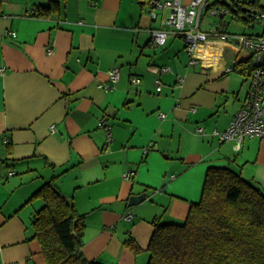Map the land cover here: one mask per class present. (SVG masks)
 Segmentation results:
<instances>
[{
  "label": "crops",
  "instance_id": "crops-1",
  "mask_svg": "<svg viewBox=\"0 0 264 264\" xmlns=\"http://www.w3.org/2000/svg\"><path fill=\"white\" fill-rule=\"evenodd\" d=\"M152 2L0 0V264H46L32 227L43 202L30 198L47 182L85 215L83 255L105 264H133L127 233L147 251L156 219L184 221L210 168L229 167L264 188V138L236 149L213 135L249 88L245 64L224 69L250 58L211 42L201 51L215 53L212 67L191 66L173 32L152 46L150 29L165 28L166 15L155 10L153 19ZM115 67L118 80L105 92Z\"/></svg>",
  "mask_w": 264,
  "mask_h": 264
},
{
  "label": "trees",
  "instance_id": "trees-1",
  "mask_svg": "<svg viewBox=\"0 0 264 264\" xmlns=\"http://www.w3.org/2000/svg\"><path fill=\"white\" fill-rule=\"evenodd\" d=\"M233 5L251 12L248 3ZM244 64L250 74V59L233 70ZM33 198L43 202L32 227L46 264H99L82 253L85 215L73 201L51 182ZM124 244L139 250L131 237ZM147 251V264H264V188L229 167L208 169L200 199L191 204L186 219L154 223Z\"/></svg>",
  "mask_w": 264,
  "mask_h": 264
},
{
  "label": "built area",
  "instance_id": "built-area-1",
  "mask_svg": "<svg viewBox=\"0 0 264 264\" xmlns=\"http://www.w3.org/2000/svg\"><path fill=\"white\" fill-rule=\"evenodd\" d=\"M155 10H165V16L160 21L165 28L150 29L152 46H162L165 44L168 33L173 32L180 37L184 43L189 55V64L191 66H200L202 68H211L215 53L201 51V46L211 42L224 43L238 52H244L246 56L252 59V70L250 73V83L247 94L239 107L232 116L227 128L219 132L214 130L213 135L218 136L222 141L233 142L236 149H239L246 139L264 138V11L251 12V20L262 27L261 34H230L222 31L221 23H216L207 30L200 29L201 18L204 12L212 17L223 18L228 10L223 7L214 8L209 0H189L183 4L182 0H153L150 16L155 19L157 13ZM5 34L15 37L12 31H6ZM222 52L223 49L216 50ZM51 53V49H47ZM236 64V59L227 65L224 72H231ZM153 73L160 74L170 71L169 67H151ZM2 69L0 70V72ZM119 77V69L113 68L109 72L111 84L101 85L105 92L113 89ZM134 84L139 83L138 78H132ZM161 90V82L156 81V91ZM160 118L166 115L161 113ZM99 126L103 121L98 122ZM53 129V126L51 127ZM197 129L196 132H200ZM107 142H111V133L107 132ZM131 172L124 174V178L130 179ZM130 213L124 216L125 221H130Z\"/></svg>",
  "mask_w": 264,
  "mask_h": 264
},
{
  "label": "rangeland",
  "instance_id": "rangeland-1",
  "mask_svg": "<svg viewBox=\"0 0 264 264\" xmlns=\"http://www.w3.org/2000/svg\"><path fill=\"white\" fill-rule=\"evenodd\" d=\"M235 1L238 2L240 5H243L244 3H248L250 5L251 12L264 11V0H209V3L212 4V7L214 8L223 7L228 10V13L223 18L219 19L218 17L209 16L207 15L206 12H204L201 18V23H200L201 28L208 26V29H209L210 27L214 26L216 23H221L222 31L230 33V34H237V35L261 34L262 27L256 22H254L253 20H251V12H247V14L242 13L237 6L233 5ZM225 57L235 58L234 53H232L229 50H226ZM247 84L245 83L246 86ZM163 219L161 222L160 220L156 219L155 222L160 223V224L167 223L168 221L167 215H165V218ZM131 224L132 222L131 223L125 222L124 226L129 227ZM127 229L125 228L124 231H126ZM129 237L130 235L127 233V238ZM82 242L84 244L83 238H82ZM134 244L137 245L135 241H134ZM126 248H128L132 252V256H133L132 263L133 264H145V260L148 259L146 257V254L148 255V251H143L142 249L139 248V246H138L139 248L138 251H134L127 246ZM90 261H95L99 264H105L101 262V260H98V259L90 260Z\"/></svg>",
  "mask_w": 264,
  "mask_h": 264
},
{
  "label": "water",
  "instance_id": "water-1",
  "mask_svg": "<svg viewBox=\"0 0 264 264\" xmlns=\"http://www.w3.org/2000/svg\"><path fill=\"white\" fill-rule=\"evenodd\" d=\"M249 12V10H247ZM142 199V196H136V197H130L128 201V206L135 205L137 202H139Z\"/></svg>",
  "mask_w": 264,
  "mask_h": 264
},
{
  "label": "bare ground",
  "instance_id": "bare-ground-1",
  "mask_svg": "<svg viewBox=\"0 0 264 264\" xmlns=\"http://www.w3.org/2000/svg\"><path fill=\"white\" fill-rule=\"evenodd\" d=\"M208 46V44H204V45H202L200 48H202V49H207L206 47ZM216 64V61L213 63V65H215Z\"/></svg>",
  "mask_w": 264,
  "mask_h": 264
}]
</instances>
